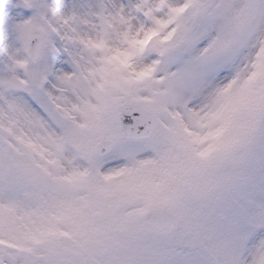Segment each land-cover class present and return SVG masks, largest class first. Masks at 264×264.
Returning <instances> with one entry per match:
<instances>
[{"label":"snow or ice","instance_id":"1","mask_svg":"<svg viewBox=\"0 0 264 264\" xmlns=\"http://www.w3.org/2000/svg\"><path fill=\"white\" fill-rule=\"evenodd\" d=\"M0 264H264V0H0Z\"/></svg>","mask_w":264,"mask_h":264}]
</instances>
